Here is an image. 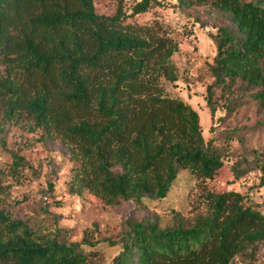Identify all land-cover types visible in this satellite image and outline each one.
Wrapping results in <instances>:
<instances>
[{
	"label": "trees",
	"instance_id": "trees-1",
	"mask_svg": "<svg viewBox=\"0 0 264 264\" xmlns=\"http://www.w3.org/2000/svg\"><path fill=\"white\" fill-rule=\"evenodd\" d=\"M151 1H138L131 14L120 2L106 15L95 0H0L4 118L25 115L42 128V138L62 136L81 162L78 181L109 207L165 198L181 170L206 179L224 165L203 136L198 111L160 84L161 77L179 79L172 59L178 42L127 21ZM176 1L182 7L211 2L231 22L211 35L217 48L207 96L212 116L213 85L239 83L264 108V0ZM14 162L20 167L26 160L15 154ZM260 169L264 185V163ZM212 195L210 211L173 227H161L148 211L128 215L117 239L102 238L122 245L110 264H231L264 241V213L246 205L243 194ZM80 245L59 233L42 235L0 208V264H89Z\"/></svg>",
	"mask_w": 264,
	"mask_h": 264
},
{
	"label": "rangeland",
	"instance_id": "rangeland-1",
	"mask_svg": "<svg viewBox=\"0 0 264 264\" xmlns=\"http://www.w3.org/2000/svg\"><path fill=\"white\" fill-rule=\"evenodd\" d=\"M140 0H95L99 14H115L120 2L131 14ZM127 21L136 26H151L179 44L173 54L179 74L176 81L160 78L163 92L180 97L199 113L202 133L212 140L223 156L224 165L213 178H199L183 169L165 198H143L109 207L76 172L81 165L62 136L42 138V128L34 129L25 115L9 121L0 104V208L16 219H23L42 235L60 234L69 242H81L89 254V264H110L122 250L104 237L117 239L121 223L128 215L141 218L147 211L157 214L161 227H173L211 209V194L237 191L246 205L264 213V108L246 87L213 85L212 116L207 103L208 86L214 83L211 65L217 53L212 34L221 25H231L227 15L211 2L182 7L176 0H152L150 7ZM3 68V67H2ZM26 163L16 167L14 155ZM235 169L244 171L240 177ZM53 188L51 189V185ZM91 240L95 244L84 240ZM97 240H101L97 242ZM231 264H264V241L253 250L235 256Z\"/></svg>",
	"mask_w": 264,
	"mask_h": 264
}]
</instances>
